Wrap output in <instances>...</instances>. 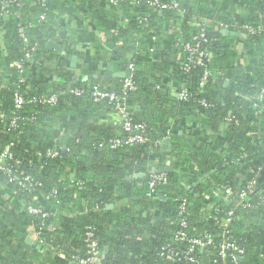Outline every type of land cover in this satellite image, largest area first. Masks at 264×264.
<instances>
[{
    "label": "trees",
    "instance_id": "1",
    "mask_svg": "<svg viewBox=\"0 0 264 264\" xmlns=\"http://www.w3.org/2000/svg\"><path fill=\"white\" fill-rule=\"evenodd\" d=\"M146 1L135 6L122 0L112 7L104 0L7 4L0 40V153L8 146L12 157L0 171V264H71L72 254L85 255L87 227L103 252L99 264H264V175L240 196L242 183L264 168V111L257 112L254 100L246 98L264 95V36L245 34L237 26L206 35L202 46L209 59L187 70L182 50L199 30L192 23L196 17L213 19L207 29L215 22L230 25L237 14L242 23L264 25V0H162L177 1L185 10L182 18ZM41 13L45 20H39ZM65 13L77 17L79 26L85 17L94 19L106 40L96 43L94 54L76 48L78 33L57 40L85 63L77 64V77L66 72L61 81H53L54 66L68 61L46 43L57 39V20ZM20 28L30 52L24 81L12 65L22 59ZM239 34L246 40V64L235 58ZM101 51L114 71L133 65L135 89L127 93L126 105L131 123L142 126L145 143L108 145L125 133L121 123L109 130L97 121L100 114L116 110L109 100H93L90 93L99 87L120 96L123 77H88L99 73L94 63ZM204 69L213 76L199 87ZM181 87L189 91L184 99L177 97ZM74 88L81 93H71ZM15 91L25 99L19 109ZM50 94H56L54 104L28 102ZM201 99L207 106L199 104ZM13 112L18 119L11 126ZM166 135L169 144L161 149ZM48 150L57 154L51 157ZM167 161L171 170H165ZM157 174L166 181H157L151 192L149 182ZM227 188L232 192L225 197ZM27 205L44 207L49 215L31 214ZM214 211L228 214L225 227L213 218ZM179 230L186 239H174ZM30 232L54 247L53 255L38 242L28 244ZM204 236L211 242L194 248L191 260L159 255L163 245L184 251L188 238ZM223 244L242 254L231 248L220 253Z\"/></svg>",
    "mask_w": 264,
    "mask_h": 264
},
{
    "label": "built area",
    "instance_id": "2",
    "mask_svg": "<svg viewBox=\"0 0 264 264\" xmlns=\"http://www.w3.org/2000/svg\"><path fill=\"white\" fill-rule=\"evenodd\" d=\"M24 0H0V40L3 37V34L5 32L3 28L4 21L6 20L7 16L9 15V10L7 9V4L13 3L15 5H20ZM41 3H43L45 0H39ZM107 7L117 6L120 1L122 0H104ZM133 4L135 6H138L140 4V0H132ZM147 4L156 10L159 11H173L179 18H182L184 16L185 10L183 8H180V5L177 1H171L166 2L162 0H147ZM138 17V16H137ZM241 17V16H240ZM143 21H146V19L141 17ZM39 20H45L44 13H41L39 15ZM192 23L199 27L198 32L187 42H184L182 44V50L186 54L185 58V68L184 70L188 69V65H205L206 61L209 59V52L202 46V43L206 41V34L205 30L207 29L206 23L204 20H192ZM213 23V21H212ZM214 26L218 29L225 30L230 26H237L240 28L242 32L245 34H263L264 36V25L263 24H257L252 25L251 23L245 22L242 23L238 19H234L232 24L228 25L223 22H215ZM18 37L21 40L23 44V48L21 50L22 53V59H19L12 63V65L15 67V70L17 71V75L19 76V81H24V69L23 64L30 60V52L27 49L28 46V39L25 36L24 29L20 28L18 30ZM241 42L245 44V37L238 38ZM244 46V45H243ZM238 52V51H236ZM240 54V52H239ZM241 55V54H240ZM242 56V55H241ZM242 64H246L245 61H243L242 57ZM133 65L132 63H129L127 65L126 70H132ZM212 73L210 70L204 69L203 74L200 78L199 87H202L204 83L211 78ZM135 89V85L132 81L131 75L129 77H123V83H122V94L119 96L115 94L114 92H107L99 87H93L91 90L90 96L93 100H100V99H107L111 103L114 104V108L116 112L119 114L120 120H121V128L122 131L125 133L123 137H113L108 140V145L111 148H115L116 146L124 145V144H133V143H145L148 141L147 136L142 132V126L140 125H134L131 123L130 120V113L129 109L126 105V96L129 91H132ZM71 93L78 95L81 93L80 89L74 88L71 90ZM189 91L181 87L179 91L177 92V97L184 99L188 96ZM56 94H50V95H41L39 97H32L28 102H35L39 101L42 103H48V104H54L56 101ZM249 100H254L252 103V107L255 108L257 112H263L264 111V104L262 103V100L264 98L263 93H258L253 96H247ZM25 103V99L23 96L18 92L15 91L14 93V107L16 109H19L22 107V105ZM199 104L202 106H207V103L204 100H199ZM18 119L15 112H13L10 124L11 126L15 125V121ZM168 138V135H166L164 138ZM47 154L49 156H55L57 154L56 150H48ZM12 157V154L9 150V147L7 146L5 149L2 150L0 153V171L5 170L8 163V159ZM140 176H143V173ZM264 175V168L258 167L255 172V177L251 180H248L247 182H243L242 186L244 188L241 189L240 196L244 197L246 193L251 191L252 186ZM23 181H28V178H23ZM157 181L165 182V178L163 174H157L151 177V180L149 182V187L152 188L154 184ZM22 183V182H20ZM231 189L227 188L225 191V194L223 193V196L228 197L231 195ZM26 209L31 214H39L42 217L48 216L49 212L46 211L44 207L41 206H33V205H27ZM213 218L219 222L223 227L226 226L227 222L230 220L228 217V214L226 217L219 214V212H213L212 213ZM180 225L184 226L185 223L183 221H180ZM38 243L44 247V241L38 237L37 232H35ZM204 240L199 237H190L187 239L189 242V246L184 251H178L174 247H172L170 244L163 245L160 248L159 255L161 256H183L189 260H191V257H188V255L194 250L196 247H202L203 245L210 243L211 239L207 236H204ZM187 238L186 232L179 230L174 235V239L176 240H184ZM85 241H86V250L85 255L81 256L79 254H72L70 256L71 262H76L77 264H99L101 259L103 258V252L98 248L97 242L93 238V230L90 227H87V230L85 232ZM46 246V245H45ZM49 251L55 252V248L48 245L46 246ZM231 248L233 251L236 252V255H241L242 250L240 248H236L234 245L231 244H223L221 246L220 253H223L225 249ZM59 256L63 257L62 253H58Z\"/></svg>",
    "mask_w": 264,
    "mask_h": 264
},
{
    "label": "crops",
    "instance_id": "3",
    "mask_svg": "<svg viewBox=\"0 0 264 264\" xmlns=\"http://www.w3.org/2000/svg\"><path fill=\"white\" fill-rule=\"evenodd\" d=\"M238 16L240 15L237 14L233 16V20L238 19ZM59 18L60 19L59 21L57 20V22H58V25H60V28H59V31L55 35L57 39L51 40L59 46H62V45L58 43L57 40L62 41L63 37L64 39L70 40L71 37L73 36L72 34L78 33L77 34L78 37L77 38L75 37L76 40H74L76 42L75 43L76 48L82 53L88 52V53L94 54L95 53L94 46L96 45V43L100 42L102 44L106 40V33L103 32V30H101L99 27H97L96 25L97 22L94 19L90 21L88 17H85L83 18L84 22H82V24L80 23L81 25L79 26V19L77 17L76 18L73 17L72 15H68V13H65L63 16ZM202 19L206 23V27L207 25L212 24L213 19L209 17H196L193 20H202ZM227 29H229V27ZM227 29H225V31H227ZM208 30L222 31V29H218L216 28V26L213 27V29H208ZM57 36H59L60 38H58ZM240 37H244V35L239 34L238 37L236 38V48H237L236 50L238 52H236L235 58L242 64L244 43L238 39ZM170 41L171 40L168 39V42ZM55 51L59 53V56L63 57V60L68 61V64L66 65L62 62H58L57 65L54 66V71L51 73V80L61 81L66 72L71 73L77 77L80 74V69L77 67V64L85 63L84 59L82 57H77V55L75 54L67 53L64 47L62 51H57V50ZM239 52L242 56L239 54ZM72 56H75V60H73V63L71 60ZM243 61H245L244 57H243ZM107 63H111V62L107 61L106 53L103 51L99 52L98 56L95 59V63H94V68L99 71L98 74L100 73L107 74L110 72L107 70ZM112 71H114L113 68H112ZM97 121L103 127H105V129H109V130L119 128L120 123H121L119 114L115 111H108V112L100 114L97 117ZM27 238L30 239V242H27L26 240ZM26 239L25 240L28 244H34L35 242H38L35 232H30L29 234H27ZM40 248L46 254L48 253L52 254L51 251H49L46 246L44 247L41 246ZM56 256L59 260H64V256L61 257L58 254Z\"/></svg>",
    "mask_w": 264,
    "mask_h": 264
},
{
    "label": "water",
    "instance_id": "4",
    "mask_svg": "<svg viewBox=\"0 0 264 264\" xmlns=\"http://www.w3.org/2000/svg\"><path fill=\"white\" fill-rule=\"evenodd\" d=\"M218 32H221L223 34L226 33L225 30H222V31H219V30H208V29L205 30V34L206 35H215ZM46 47L55 49L57 51H62L63 50L62 46L57 45L56 43H54L51 40L47 41ZM71 60H72V63H73V60H75V56H72ZM107 70L110 71L107 74H103V73L95 74V75L91 74L88 77H90V78L91 77H96V78L100 79V78H108V77H111V76H115V77H129L131 75V71L130 70L112 71L111 63H107ZM168 144H169V138L166 137L161 142V149H166ZM165 170H171V167L169 166V161L166 162ZM152 172L153 173H159L160 171L159 170H155L153 168ZM137 175L140 176L141 174H137ZM201 179H203V177L199 178L198 180H201ZM26 240H27V242H30L29 238H27ZM71 264H77V263L76 262H71Z\"/></svg>",
    "mask_w": 264,
    "mask_h": 264
}]
</instances>
